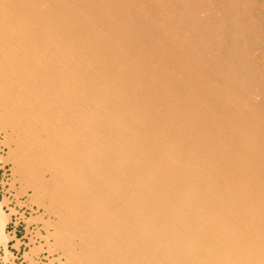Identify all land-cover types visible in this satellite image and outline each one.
<instances>
[{
  "label": "bare ground",
  "instance_id": "1",
  "mask_svg": "<svg viewBox=\"0 0 264 264\" xmlns=\"http://www.w3.org/2000/svg\"><path fill=\"white\" fill-rule=\"evenodd\" d=\"M0 132L64 264H264V0H0Z\"/></svg>",
  "mask_w": 264,
  "mask_h": 264
},
{
  "label": "rangeland",
  "instance_id": "2",
  "mask_svg": "<svg viewBox=\"0 0 264 264\" xmlns=\"http://www.w3.org/2000/svg\"><path fill=\"white\" fill-rule=\"evenodd\" d=\"M3 137L0 132V203L9 221L5 226L6 249L0 244V264H64L62 252L50 247L53 243L51 223L55 217L32 200V190H23L15 179L13 166L6 160L9 148ZM46 241L50 245L45 244Z\"/></svg>",
  "mask_w": 264,
  "mask_h": 264
}]
</instances>
